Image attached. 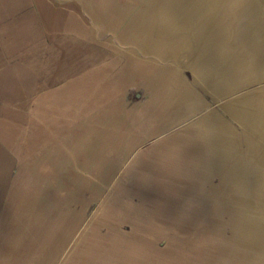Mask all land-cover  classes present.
Segmentation results:
<instances>
[{
	"label": "crops",
	"instance_id": "0c3cea01",
	"mask_svg": "<svg viewBox=\"0 0 264 264\" xmlns=\"http://www.w3.org/2000/svg\"><path fill=\"white\" fill-rule=\"evenodd\" d=\"M129 1L116 0L118 7ZM111 2L0 0V264H81L84 213L74 143L97 122L105 127L103 149L110 159L114 152L121 163L133 158L143 196L151 201L141 203L151 214L142 229L169 238L166 257L184 241L172 226L156 224L157 218L181 217L199 229L206 217L224 211L221 200L214 210L211 192L222 183L207 185L213 176L223 182L220 173L236 170L234 161L222 166L219 151L227 128L236 141L239 133L227 122L223 104L207 109L208 97L172 57L145 51L129 38L127 20L117 21ZM134 88L142 98L130 97ZM67 156L73 165H64ZM66 172L73 180H66ZM109 207L111 202L104 204L103 212ZM113 214L104 213V219ZM128 215L121 209L120 222ZM230 215L233 238L264 248V239L251 238L250 231L240 236ZM130 218L139 233L142 219ZM92 227L85 234L95 254V222ZM228 244L239 257L233 264H258L253 254Z\"/></svg>",
	"mask_w": 264,
	"mask_h": 264
},
{
	"label": "rangeland",
	"instance_id": "374dc122",
	"mask_svg": "<svg viewBox=\"0 0 264 264\" xmlns=\"http://www.w3.org/2000/svg\"><path fill=\"white\" fill-rule=\"evenodd\" d=\"M113 1L116 0L111 2L112 13L118 16L117 21L119 22L127 20L126 32L131 40L144 47L145 51L153 49L162 55L172 57L173 62L176 61L177 69L185 72L190 84L199 86L202 96L208 97L207 109L221 108L223 104L225 115L230 120L227 122L240 136L237 142L242 149V158L234 167L236 170H242V175L245 173L243 178L249 183L247 182L245 188L240 184L244 182L239 183L237 181L239 177L238 179L235 177L238 174H235L227 182H222L219 176H213L207 186L210 188L213 184L222 183V197L215 200V205L220 204V200L234 204L241 197L249 199L250 211L244 213V219H248V222L241 224L249 228L251 238L264 239V0H182L179 3L170 0H145L144 2L131 0L128 2L130 12L127 13H124L125 11ZM143 9L146 12L141 13ZM136 18L144 20L146 24L151 18L152 23L146 25L145 29H141L136 26ZM157 22L162 23V28L156 30L154 26ZM152 25L154 35L147 41V44L144 39L137 36H141L142 32L147 34L151 31L149 27ZM208 26H211L210 31L195 56L196 61L191 64V57L196 53L200 37ZM167 29L174 32L173 44L163 39L168 32ZM245 33L246 38H244ZM155 37H161L163 41L154 43L158 39L155 40ZM246 43L252 45L249 52L252 56L247 61L242 60L241 63L235 64L236 71L230 75L235 85L230 86L226 93L216 96L214 95L216 85L213 86L211 82L197 83L195 71L199 65L209 59H211L210 62L213 61L212 59H215L217 54L229 45H233V48L238 47L236 51L241 54L243 52L239 49ZM240 57L244 58L245 55H240ZM246 62H249L248 67H245ZM137 90L138 88H134L130 93V97L134 100L144 95L142 91ZM256 120H259L256 128V146L258 152L263 151L255 161L249 157V152H247L253 147L254 133L248 130L249 126L246 121ZM115 126L113 127L116 128ZM104 128L99 122L95 127L88 126L81 141L74 143L78 159L76 164L80 170L76 178L77 181L80 180L82 187L79 207L84 213L81 222V264H174L176 260L178 264L184 261L188 264H205L204 258H214L220 264L238 263L239 257L227 249L228 243L246 247L244 248L246 252L253 254L258 264H264L263 247L255 246L245 239L233 238L229 204L227 207L224 206V211L220 216L210 217L211 221L206 217L203 225L199 229L196 227L197 230L193 228L194 221L192 220L177 217V220L172 221L174 219L165 218L167 216L157 218L156 224H160L163 228L172 226L173 235L178 234V237L184 241V245L181 244L182 247L178 251L166 257L164 251L169 238L166 236L161 238L163 235L161 232L142 229L143 219L148 221L151 214L149 209L144 208L141 203L149 204L151 201L143 196L141 176L136 172L133 158L121 163L118 152H114L112 153L113 158L110 159L109 154H106L103 149ZM81 129L83 133L84 126ZM248 132L252 135L250 138L252 142L247 139L246 133ZM73 161V157L67 156L64 165L71 166ZM66 178H69L66 180H73V175L66 172ZM110 202L114 211L110 207L108 211L112 210L115 216L112 215L105 220L103 215L108 211L103 212L106 208L104 204H110ZM216 207L217 205L214 206V210ZM121 209H125L127 215H131L130 217L135 216L136 219H142V230L139 233L134 232L136 222H133V218L128 217L129 215L126 220L120 222L122 221L119 218ZM240 209L236 208L237 215L242 214ZM95 216H97L96 221H92ZM94 222L96 227V238H93L96 239L95 254L89 247L90 242L91 245L94 243L92 237L86 236L88 234L86 231L90 228L91 233L93 232ZM179 225H183L184 230L179 231L177 229ZM242 233L243 229L240 236ZM258 243L260 245L259 240ZM212 245L216 246L211 249Z\"/></svg>",
	"mask_w": 264,
	"mask_h": 264
},
{
	"label": "bare ground",
	"instance_id": "6f19581e",
	"mask_svg": "<svg viewBox=\"0 0 264 264\" xmlns=\"http://www.w3.org/2000/svg\"><path fill=\"white\" fill-rule=\"evenodd\" d=\"M141 1L144 2L145 0H141ZM170 1L171 2H175V3H179L182 0H170ZM113 2H114V4L117 5L116 1H113ZM129 6H130L129 3L126 4V5L123 4L120 8H122L125 11L124 13H127V12H130ZM144 11L146 12V10L143 9L141 13H144ZM150 21H151V18L148 20V22L146 24V22L144 20H138V18H136L135 23L137 24L136 25L137 27H141V29H145L146 25L152 23ZM171 26H173V25L171 24ZM210 27L211 26H208L205 29V31L202 34V36L200 37V43L197 46L196 53H194L193 57H191V60H190L191 64H194V62L196 61L195 56H196L197 52L199 51L202 43L205 41V39L207 37V34L210 31ZM154 28L156 30L159 29V28H162V23L157 22V24L154 26ZM154 28H153V25H152L151 27H149V29L151 31L147 32V34L142 32L141 36H137V37L140 38V39H144V41L147 43V41H149L150 39L153 38ZM166 31H168V32H166V34L164 35L163 39L169 40L170 44H173L174 41H175L174 38H173L174 37V35H173L174 32L172 30H169V29H167ZM246 35L247 34L245 33V37L244 38H246ZM157 38L156 37L154 38L155 40L157 39L154 43H156L157 41L158 42L163 41L161 37H157ZM189 44H191V42ZM232 46L229 45L224 51H222L221 53H218L217 57L215 59L214 58L212 59L213 61L210 62L211 59H209L205 63L199 65L200 67L198 66L197 70L195 71V78H196L197 83L205 84V83L211 82L213 84V86L216 85V87H214V89H215L214 90L215 91L214 95H216V96H220V95H222V93L223 94L226 93L227 90L230 89V86L235 85V82L233 81L234 79L230 77V75L233 74L236 71L235 64L241 63L242 60H246L247 61V59L248 58L250 59V57L252 56L249 53L250 50L252 49L251 43H246L244 46H242L244 48L243 50H242V47L239 49L240 52H243L241 54L236 51L238 49V47L233 48ZM240 55L241 56L245 55V57L241 58ZM263 55H264V53H263ZM248 66H249V62H246V66L245 67H248ZM257 121H259V120L252 121V122L251 121H246V123L249 126L248 130H250L251 132L254 133V136H253L254 141L253 142L250 139V138H252L251 133L250 132L246 133L248 141L252 142V144H253L252 149L249 148L248 149L249 151L247 150V152H249V157L254 159L255 161H256V158L261 156L262 151H263L262 150V151L258 152L257 146H256V142H257L256 138H255L256 135H257V129L256 128H257L258 123H259V122L257 123ZM243 123L246 125L245 122H243ZM240 124H242V123L240 122ZM259 127H260V124H259ZM227 130H228V133L226 131V133H227L226 138L221 140V142H222L221 145H222L223 148H221L220 151H219V153H223L225 155L222 166H224L225 164L229 163V161H234L235 164H237L238 161H240V159L242 158V149L240 148V145L236 141V133L233 132V131L232 132L229 131L228 128H227ZM204 131H206V130H204ZM219 136L221 138V136H222L221 132H220ZM244 158H245V156H244ZM215 164L217 166H219L220 163L217 160ZM218 169H221V171L223 170L222 167L218 168ZM242 173H243L242 170H240L239 172L236 171V170H231L230 173L224 172V173H220V175L222 176L223 182H225V181L227 182L232 176H234L235 174H238V175H235V177H237V179L239 177V179L237 181L239 183L240 182H244L243 184L242 183H240V184L244 185V187L246 188L247 187V182L249 183V181H246L247 179L243 178L245 173L243 175H242ZM247 178L249 179V177H247ZM221 191H222V189L211 191L212 194L214 195V198H213L214 201L216 199L222 197ZM241 198H239V200L236 203H234V204H230L228 202H225L224 205H223V208H224L225 205H226L225 207H227V204H229L228 206L230 207L229 208L230 214H233L234 218L238 220L235 224L238 225V229L240 230V232L243 229V233H244V232H249V228L247 226L242 225L241 223H244V215H245L244 213H248L250 211L251 203L249 202V199L242 198V200H241ZM238 207H239V209L241 208L240 211H242V214L240 213V215H237L235 213V210ZM244 248H246V247H241L240 250L246 252V250ZM250 248H252V247H250ZM247 253H249V252H247Z\"/></svg>",
	"mask_w": 264,
	"mask_h": 264
}]
</instances>
